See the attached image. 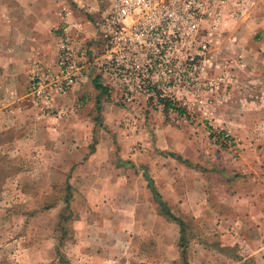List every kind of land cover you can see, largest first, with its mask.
Returning <instances> with one entry per match:
<instances>
[{
  "label": "rangeland",
  "instance_id": "374dc122",
  "mask_svg": "<svg viewBox=\"0 0 264 264\" xmlns=\"http://www.w3.org/2000/svg\"><path fill=\"white\" fill-rule=\"evenodd\" d=\"M96 1L100 2L101 7L110 4L109 0ZM85 9L82 10L91 16L99 11L88 12V9H93L91 4ZM261 20L264 29V8ZM250 22L252 27L253 23ZM231 29L218 38L209 52V86L198 85L188 98L176 100L177 106L185 110L184 115L164 111L160 102L154 100L139 99L132 105L126 104L120 98L118 89L108 88L102 92L93 85V93L87 95L92 96L93 103L96 102L95 98L98 99L95 125L101 124L103 128L104 123L114 124L108 135L117 142L118 151L121 150L122 138L135 136V139L139 138L135 143L141 144L136 145L137 151L144 153L147 148L142 145V139L144 135L150 138L151 134L148 122H160L165 127L166 141L171 145L173 134L180 133L181 146L172 145L171 150L164 151L174 156L172 158H176L174 160L177 164L185 165L181 169L182 174L195 171L207 174L208 189H212L220 181L216 175L211 176L209 181V173L217 174L222 170L230 177L228 182H224L228 188H235L238 182V187L245 188L249 193L254 188L256 191L264 189V49L256 41L264 36L260 39L246 36L254 31L247 26L243 34L237 36L234 32L241 29L240 23ZM244 44L245 48L240 46ZM228 70L233 72L232 79L226 77ZM89 102L85 101V105ZM112 104L123 112L117 116L118 112L111 113L110 110V115L116 118L112 117L111 122H105L107 117H103V114L107 105ZM134 106H138L136 110L132 108ZM138 109L141 112H137ZM152 114H156L153 115L156 118L150 116ZM51 115L55 113L44 117H53ZM106 125L107 130L109 126ZM13 140L12 133L0 134V145H4L0 147V264H57L56 248L61 235L58 229L59 214L65 210L60 197L63 196L64 179L71 165L66 169L61 166V171L52 174L55 178L51 179L49 173L41 172L46 166L43 161L41 165H34L28 157H22L19 162V156L16 155L28 154L29 148L26 151L13 149ZM141 164L139 160L134 168ZM43 175L47 177L43 178ZM73 182L77 194L80 186H77L75 179ZM78 195L70 203L71 218L67 223L68 234L62 246L71 264H182L180 260H162L153 240L147 237L140 239L131 233L125 236L123 229L119 231L117 240L111 243L104 224L108 223V219L114 220V212L110 207L108 212L97 210L99 206L87 202V196H80L82 194L79 191ZM168 203L174 208V213L188 223L187 235L191 237L188 250L198 244L196 241H203L206 243L203 244L205 249L209 251L210 241L217 248L212 264H235L237 259L234 257H228L227 260H217L216 257H236L238 252L245 254L244 264H264V258L258 259L257 254H253L264 244V209H260V206L253 209L246 206L240 212L228 213L241 218V225L245 229L240 234L233 233L241 237L245 234L246 241L242 244L239 240L223 246L219 243L221 233L209 224V213L196 217ZM176 207L181 206L177 204ZM177 233L178 228H167V239H174ZM198 245L202 246L201 243Z\"/></svg>",
  "mask_w": 264,
  "mask_h": 264
},
{
  "label": "crops",
  "instance_id": "0c3cea01",
  "mask_svg": "<svg viewBox=\"0 0 264 264\" xmlns=\"http://www.w3.org/2000/svg\"><path fill=\"white\" fill-rule=\"evenodd\" d=\"M88 4L93 8L88 9V12L99 11H96L95 15L92 13V16L87 14L82 9ZM263 8L264 0H258L251 15L240 23L241 29H237L235 34L242 35L247 26L254 31L246 36H255L258 39L264 36L261 20ZM65 9L71 10L74 19L82 23L85 31L81 38L91 41L97 34L96 18L108 10V5L101 7L100 2L96 0H0V134L4 132L14 135L13 149L26 151L29 148L28 154L16 155L19 156V162L22 157H28L34 165H41L43 161L46 166L41 172L49 173L51 179L55 178L52 174L61 171V166L66 169L71 165L64 179L63 195L69 184L73 200L76 195L79 196V191V194H82L80 196L88 197L87 202L99 206L97 210L108 212L110 207L115 217L114 220L108 219L104 228L108 229V239L111 243L117 240L119 231L122 232L123 229L125 236L131 233L140 239L147 237L153 240L162 260L181 259L178 246L180 225L160 214L149 186V181L152 180L163 199L175 205L177 210L191 212L196 217L209 213V224H212L216 232L219 230L221 233L220 245H231L239 240L243 244L246 241L245 234L241 237L233 233L240 234V231L245 229L244 225H241L242 220L228 213L240 212L246 206L252 209L260 206V209H264V189L256 191L254 188L249 193L245 188L238 187V182L235 188H228L224 182H228L230 177L222 170L217 174L209 173V181L214 175L220 181L216 184L217 187L212 189H208L207 174L197 171L182 174L181 169L185 165L177 164L174 160L176 158L173 159L174 156L164 151L171 150L172 145L181 146L180 133L173 134L171 145L166 141L165 127L160 122L154 124V120H151L148 122L150 138L144 135L142 139V145L147 151H137L136 145L141 144L135 143L139 140L138 137L135 139V136L130 139L122 138L121 150L118 151L117 142L108 135L114 124L104 123L103 128L101 124L95 125L98 99L95 98L96 102L93 103L92 96L87 95L94 91L95 78L83 79L59 100L58 106L66 110V116L62 118H57L56 114L51 115L53 117L41 116L32 106L28 98L32 67L35 63H41L57 69L58 48L54 31L64 20L62 12ZM250 21L253 23L252 27ZM256 41L261 43L264 49V37ZM240 46L245 48V44ZM87 100L90 104L85 105ZM137 107L132 108L136 110ZM110 110L111 113L118 112L117 116L123 112L114 104L107 105L105 115L103 114V117H107L105 122H111L112 117L116 118L110 115ZM137 112L141 110L138 109ZM153 115L156 114L150 116ZM97 116L100 118L99 114ZM132 117L134 118V115ZM106 124L109 126L107 130ZM2 146L4 145H0ZM177 159L180 160L179 157ZM131 160L136 163L140 160L142 164L134 168L136 163ZM30 173L33 175V171ZM46 177L43 175V178ZM73 179L76 180L77 186H80L77 194ZM243 185L246 184L243 182ZM128 197H131V200H128ZM177 204L181 207L177 208ZM170 208L174 213V208ZM108 226L112 227L111 231ZM167 228H178L174 239H167ZM196 242L201 243L203 247L197 244L188 250L189 263L212 264L215 256L213 254L217 251L214 243L209 241L208 251L203 245L205 242ZM176 250L179 251L175 252ZM238 254L236 257L220 255L216 259L227 260L228 257H234L237 259L235 264H244L245 254ZM253 254H257L258 259L264 258V244Z\"/></svg>",
  "mask_w": 264,
  "mask_h": 264
},
{
  "label": "built area",
  "instance_id": "2783aa9c",
  "mask_svg": "<svg viewBox=\"0 0 264 264\" xmlns=\"http://www.w3.org/2000/svg\"><path fill=\"white\" fill-rule=\"evenodd\" d=\"M96 18L90 41L69 9L55 27L57 69L35 63L28 98L45 116L66 114L59 100L85 78L118 89L126 104L139 99L171 100L169 111L184 115L176 100L198 85L209 86V52L218 38L247 19L258 0H109ZM236 32V31H235ZM234 32V34H235ZM228 70L226 77L232 79ZM183 90V91H182Z\"/></svg>",
  "mask_w": 264,
  "mask_h": 264
},
{
  "label": "trees",
  "instance_id": "16d2710c",
  "mask_svg": "<svg viewBox=\"0 0 264 264\" xmlns=\"http://www.w3.org/2000/svg\"><path fill=\"white\" fill-rule=\"evenodd\" d=\"M94 84L96 89L105 92L108 90L106 86H104L101 82L100 79L95 78L94 79ZM162 102L165 105V111H169L170 108L175 107L174 102L171 100H162ZM149 186L151 187V190L153 191V197L154 200L157 202L158 205V210L161 215H163L167 220L174 221L180 225V238H179V250H180V262L182 264H190L188 261V245L190 243L191 237H188L187 232H188V223L186 221L176 215L175 213L172 212L170 206L168 203L163 199L161 194L158 192V190L155 188L153 181H149ZM67 191L65 194L60 197L62 201L65 203V210H63L59 214V221H58V229L61 233L60 238H59V244L57 247V264H71V261L67 257V255L62 251V246L64 245V239L66 238L68 234V228H67V223L69 221L70 217V203L72 200V192L70 185H67ZM49 205H46L48 207Z\"/></svg>",
  "mask_w": 264,
  "mask_h": 264
}]
</instances>
